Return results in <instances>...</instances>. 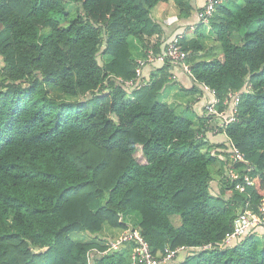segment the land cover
I'll use <instances>...</instances> for the list:
<instances>
[{
	"label": "trees",
	"instance_id": "1",
	"mask_svg": "<svg viewBox=\"0 0 264 264\" xmlns=\"http://www.w3.org/2000/svg\"><path fill=\"white\" fill-rule=\"evenodd\" d=\"M170 1L190 13L184 0H0V264H88L107 250V229L139 228L154 255L200 247L264 201V0H225L180 40L194 82L219 101L250 89L225 129L250 164L247 194L224 176L225 156L197 140L207 119L164 101L168 66L126 85L138 59L167 46L152 12ZM257 233L176 264H264ZM123 249L95 264H130Z\"/></svg>",
	"mask_w": 264,
	"mask_h": 264
},
{
	"label": "built area",
	"instance_id": "2",
	"mask_svg": "<svg viewBox=\"0 0 264 264\" xmlns=\"http://www.w3.org/2000/svg\"><path fill=\"white\" fill-rule=\"evenodd\" d=\"M224 1L225 0H206L204 9L199 14L200 24H203V26L210 25V22L216 13L217 7L223 4ZM182 39V37H178L174 41L167 44L161 54L155 55L149 53L146 58L138 59V77L131 82H127L126 85L133 87L135 84L140 83L141 85L146 86V84H143L140 79L141 70L144 67L155 63L162 64L163 66L178 64L193 78L190 66L186 63L189 59L190 52L185 51L180 46V40ZM202 87L205 92L214 96V101L212 103L204 104L202 115L200 117L207 119L208 117H214L218 119L219 128H215L214 132H223L226 136L224 148L221 150L216 148L213 153L225 156L226 167L224 176L227 180H230V184H232L234 191L241 194H247L248 188L253 186V179L248 174L250 164L246 160L245 155L228 139L225 129L231 122L236 120L242 94H246V92L250 89L241 93L230 92L229 98L223 103L217 98L215 90H212L207 86ZM220 104L225 107V110L222 112L218 109ZM208 121L210 123V120ZM204 138L205 137L202 132L197 135V140L199 141H205ZM240 165L243 166L241 169L238 168ZM251 206V203H248L246 205V209L238 213L237 217L233 221L231 231L228 232L220 241L190 249L182 247L176 251L165 248L164 252L159 255H154L148 241L143 237L139 228H132L128 231L122 232L115 240L111 241L109 238L107 242V250L105 252H99L97 250L90 251L87 254V263L95 264L96 260L102 258L103 255L110 252H121L125 246H130L132 250L130 255V264H176L179 263L180 254L187 251H191L192 253L226 251L237 246L238 242L252 230L259 228L264 229V201L259 205L257 210L251 209Z\"/></svg>",
	"mask_w": 264,
	"mask_h": 264
},
{
	"label": "crops",
	"instance_id": "3",
	"mask_svg": "<svg viewBox=\"0 0 264 264\" xmlns=\"http://www.w3.org/2000/svg\"><path fill=\"white\" fill-rule=\"evenodd\" d=\"M184 1L188 4V7L190 9V13L186 16H180L179 10L176 8L174 2L171 1L167 4H159L155 7L152 12V18L156 22H158L163 28V37L164 41H166V45L174 41L178 37L184 38L187 35L186 33L188 31H195V29H198L200 26L199 14L204 9L206 0ZM228 1L229 0H226V2ZM176 16L178 18L176 22L171 25L168 24L167 19ZM135 45L136 43L134 42V46ZM134 46H132L133 49ZM134 50H132V54L136 55V50ZM162 67L164 66L158 63L144 67L141 70L142 72L140 76V79L142 80L143 84L150 83L155 78L160 79L161 75L159 74L158 70ZM167 72L169 74L171 86H169L166 90L163 91L164 101L167 104L172 105L178 115L189 116V114L192 112L195 117L189 116L191 119H200L204 104L212 103L214 101V96L205 92L201 85H197L194 82L192 76L188 72H185L180 65H168ZM195 89H197V91ZM208 120H210V123ZM215 128H219V120L214 117H208L202 129V133L204 134L205 142L208 146H210V148H212L213 150L216 148L221 150L224 148L226 136L223 132L215 133ZM220 159L224 160V156H221ZM214 189L216 193L219 194L220 191L218 188V184L214 185ZM139 221L140 217L138 216L136 224H138ZM178 225L179 224H176V227H178ZM107 233H110L109 236L112 241L117 239L122 233V231L112 230V232H109L107 230ZM256 240L258 241L260 248H264V229H258ZM123 251L127 252V254L130 255L132 252L131 247L124 248Z\"/></svg>",
	"mask_w": 264,
	"mask_h": 264
},
{
	"label": "rangeland",
	"instance_id": "4",
	"mask_svg": "<svg viewBox=\"0 0 264 264\" xmlns=\"http://www.w3.org/2000/svg\"><path fill=\"white\" fill-rule=\"evenodd\" d=\"M203 31H204V29H203ZM216 51L217 52H220L221 51V48H220V46H217L216 47ZM68 100L69 101H76L75 99L74 100H72V99H69L68 98ZM189 116H191V117H195L194 116V114L191 112L190 114H189ZM138 220V216L137 215H132L131 216V221H132V223H135L136 224V221ZM173 221H174V225H176V224H179L178 225V227L180 226V218L179 217H174L173 218ZM109 232H112V229H107ZM120 231V230H119ZM72 238H73V240H75V241H82V242H86V241H88L89 240V238L86 236V235H84V234H73L72 235ZM125 248H129V246H125Z\"/></svg>",
	"mask_w": 264,
	"mask_h": 264
},
{
	"label": "water",
	"instance_id": "5",
	"mask_svg": "<svg viewBox=\"0 0 264 264\" xmlns=\"http://www.w3.org/2000/svg\"><path fill=\"white\" fill-rule=\"evenodd\" d=\"M48 251V248H46L45 250L41 251L40 254L44 253V252H47Z\"/></svg>",
	"mask_w": 264,
	"mask_h": 264
}]
</instances>
